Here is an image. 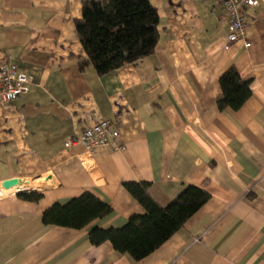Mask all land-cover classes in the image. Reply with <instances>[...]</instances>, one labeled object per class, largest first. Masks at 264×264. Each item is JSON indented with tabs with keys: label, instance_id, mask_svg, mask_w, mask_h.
<instances>
[{
	"label": "crops",
	"instance_id": "crops-1",
	"mask_svg": "<svg viewBox=\"0 0 264 264\" xmlns=\"http://www.w3.org/2000/svg\"><path fill=\"white\" fill-rule=\"evenodd\" d=\"M83 1L0 0V62L32 77L27 93L0 102V185L18 178L23 189L0 188V264H264V0L247 11L251 46L229 50L219 0H150L160 15L154 53L103 76L80 68ZM232 66L252 95L220 110V76ZM102 120L117 123L123 149L65 146ZM138 181L163 207L187 185L211 194L140 261L89 241L91 228L145 213L124 187ZM86 191L113 213L80 230L43 223L47 208Z\"/></svg>",
	"mask_w": 264,
	"mask_h": 264
},
{
	"label": "trees",
	"instance_id": "trees-1",
	"mask_svg": "<svg viewBox=\"0 0 264 264\" xmlns=\"http://www.w3.org/2000/svg\"><path fill=\"white\" fill-rule=\"evenodd\" d=\"M160 15L150 0H84L82 18L76 22L79 40L87 58L80 68L91 64L101 76L124 68L152 55L159 41ZM223 97L220 110H239L252 95L250 81L232 66L220 76ZM149 181L125 182L126 190L144 207L145 213L131 216L119 228L89 231L92 245L110 242L114 249L140 261L178 232L211 194L203 187L187 185L167 206L150 194ZM18 197L38 202L37 191L18 192ZM113 213L112 207L91 192H83L64 203L56 202L42 214L45 225L83 229L97 219Z\"/></svg>",
	"mask_w": 264,
	"mask_h": 264
},
{
	"label": "built area",
	"instance_id": "built-area-1",
	"mask_svg": "<svg viewBox=\"0 0 264 264\" xmlns=\"http://www.w3.org/2000/svg\"><path fill=\"white\" fill-rule=\"evenodd\" d=\"M219 2L224 11V17L228 19L224 49L229 50L238 42H243L247 48L250 47L251 42L246 37L250 24L247 11L258 7L261 0H219ZM31 80L30 75L20 71L18 62H14L10 57L4 59L0 62V102L10 103L27 93ZM120 136L116 122L102 120L80 133L69 136L65 146L67 148L83 146L87 151H93L98 147H112L120 150L124 148L118 142Z\"/></svg>",
	"mask_w": 264,
	"mask_h": 264
},
{
	"label": "water",
	"instance_id": "water-1",
	"mask_svg": "<svg viewBox=\"0 0 264 264\" xmlns=\"http://www.w3.org/2000/svg\"><path fill=\"white\" fill-rule=\"evenodd\" d=\"M19 183V179L18 178H13V179H9V180H5L1 185L0 188L2 190H10L11 188H13L14 186H16ZM21 192H25V191H21Z\"/></svg>",
	"mask_w": 264,
	"mask_h": 264
},
{
	"label": "bare ground",
	"instance_id": "bare-ground-1",
	"mask_svg": "<svg viewBox=\"0 0 264 264\" xmlns=\"http://www.w3.org/2000/svg\"><path fill=\"white\" fill-rule=\"evenodd\" d=\"M14 187H16V186H14ZM14 187L12 188L11 191H8V192H15V191H18V190H23V189H19V188H15V189H14Z\"/></svg>",
	"mask_w": 264,
	"mask_h": 264
}]
</instances>
